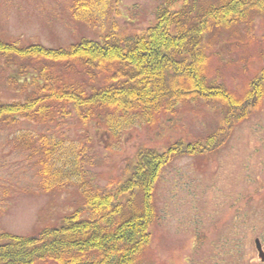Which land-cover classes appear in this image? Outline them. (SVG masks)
Segmentation results:
<instances>
[{"label": "trees", "instance_id": "16d2710c", "mask_svg": "<svg viewBox=\"0 0 264 264\" xmlns=\"http://www.w3.org/2000/svg\"><path fill=\"white\" fill-rule=\"evenodd\" d=\"M118 1L74 0L72 13L105 28ZM175 2L162 0L155 22L141 34L120 35L113 28L101 41L83 39L60 48L0 40V54L8 62H28L19 64L18 75L9 81L25 100L0 102V123L43 125V131L17 134L16 144L35 158L44 190H62L77 180L84 198L58 226L31 235L0 232V264H144L162 166L173 154L201 153L224 139L177 141L166 150L139 147L122 183L98 187L83 179L86 144L59 133L65 119L74 117L83 129L92 126L119 140L134 127L155 123L161 113H174L180 103L202 100L226 108L218 135L264 98V67L241 96L208 72L211 35L238 25L251 10L264 12V0L207 5L184 0L177 9ZM91 138L86 135L88 142Z\"/></svg>", "mask_w": 264, "mask_h": 264}, {"label": "rangeland", "instance_id": "374dc122", "mask_svg": "<svg viewBox=\"0 0 264 264\" xmlns=\"http://www.w3.org/2000/svg\"><path fill=\"white\" fill-rule=\"evenodd\" d=\"M73 2L0 0V40L60 48L83 39L101 41L113 28L120 35L141 34L155 22L162 0H119L105 28L74 18ZM211 38L210 77L241 96L264 67V12L251 10L238 25ZM21 64L28 62H8L0 54V102L25 100L26 94L9 82ZM225 114L219 102L180 103L174 113H161L155 123L134 127L119 140L92 126L83 129L74 117L61 123L59 133L86 144L83 179L98 187L122 183L139 147L166 150L177 141L224 137L201 153L173 154L162 166L144 264H264L255 245L259 238L264 250V98L247 117L216 135ZM27 130L44 126L28 120L0 123V232L38 234L84 204L77 180L62 190L43 189L35 158L15 141Z\"/></svg>", "mask_w": 264, "mask_h": 264}, {"label": "water", "instance_id": "95a60500", "mask_svg": "<svg viewBox=\"0 0 264 264\" xmlns=\"http://www.w3.org/2000/svg\"><path fill=\"white\" fill-rule=\"evenodd\" d=\"M255 245H256V249H257L260 260L264 261V250H263V247H262V244L259 238L255 239Z\"/></svg>", "mask_w": 264, "mask_h": 264}]
</instances>
